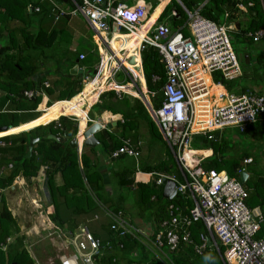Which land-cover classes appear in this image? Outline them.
<instances>
[{
    "label": "built area",
    "instance_id": "2783aa9c",
    "mask_svg": "<svg viewBox=\"0 0 264 264\" xmlns=\"http://www.w3.org/2000/svg\"><path fill=\"white\" fill-rule=\"evenodd\" d=\"M48 1L55 11L54 21L64 15H81L97 37L100 47L97 51L98 60L92 77L85 78L87 81L104 75L98 84L116 92L125 90L115 86L128 85L130 89L138 86L140 61L130 60L133 55H124L125 49L117 50L122 55L119 57L111 41L119 40L113 38L118 30L126 31L125 35L139 30L146 15L142 4L126 6L114 4L113 0H64L61 4ZM201 6L202 3L191 11L183 8L187 15V36L179 29L172 32L164 25H156L143 33L135 49L139 52L144 46L155 48L165 73L157 106H153L152 98H147L146 93L138 87L136 95L146 103L147 112L169 148L179 174V178L172 173L156 174L154 184L162 185V178L172 181L174 192L166 199L179 194L188 199L191 206L169 203L166 216L150 235L153 237L143 234L125 217L123 211H110L107 208L101 211L108 219L112 232L118 236L137 238L152 257L162 264H176L171 255L184 245L189 246L196 255L208 250L215 251L221 264H264V231L256 236L261 226L264 228V216L260 212L253 215L254 208L246 206L247 190L238 182V176H229L225 170L205 168L190 151L194 134L201 133L212 139L213 131L225 127L243 130L258 116H264L263 93L250 90L233 94L224 89L218 94L209 92L212 86H219V83L209 80L206 84L203 76L210 79L213 72L219 71L223 78L231 79L238 77L241 70L229 40L228 25L201 16ZM261 6L264 13L262 3ZM237 8L246 11V6L242 4H238ZM34 11H38L37 6ZM223 17H227L226 12ZM111 26H114V31H110ZM247 36L254 41L260 39L264 36V27L248 32ZM82 58L83 55H78L79 60ZM127 63L134 64L137 72H133ZM100 72L103 73L100 75ZM118 73L123 75L124 80L129 79L130 83L122 84L113 80ZM43 85L47 87L46 83ZM24 94L28 97L32 95L30 91ZM150 95L154 97L153 93ZM123 154L135 157L137 151L124 140L110 152L109 157ZM242 162L248 163L250 158H244ZM240 171L237 168L235 173L238 175ZM97 217L93 215L92 219ZM195 221H200L203 226L197 242L191 239L189 230ZM57 234L62 238V249L69 250L66 253L68 255L59 256L60 264H65L66 259H70L72 264H95L99 257L100 240L85 224L73 230H58ZM207 238L211 240L209 244H206ZM9 241L10 237H6L5 243L1 244L2 250Z\"/></svg>",
    "mask_w": 264,
    "mask_h": 264
},
{
    "label": "trees",
    "instance_id": "16d2710c",
    "mask_svg": "<svg viewBox=\"0 0 264 264\" xmlns=\"http://www.w3.org/2000/svg\"><path fill=\"white\" fill-rule=\"evenodd\" d=\"M55 1L58 2V0ZM179 1L182 6L175 0H171L169 4L165 5L161 17L172 6L175 14L172 15L170 21L171 28L174 30L179 29L186 36L188 34L185 28L187 15L184 9L191 11L190 7L197 5L201 0ZM60 2L59 4H61ZM261 3L264 5V0H205L200 7L199 14L222 24L225 21L224 12L227 13L226 18L228 21L233 20L236 13L241 12L237 5L246 6L247 18L244 22L241 23L235 19L233 21L237 29L236 37L241 42L256 45V42L264 39V36L254 41L247 36V33L264 27V13ZM36 6L38 11H34ZM54 12L48 0H0V90L4 92L3 96L6 101H8L9 96L13 100L11 103L15 104V107L11 110L6 108L0 111V126L6 128L17 126L21 121L18 111L29 112L30 118L37 117L39 113L33 110L38 106L41 95H37L36 92L41 88L47 95L51 93L50 88L44 87L42 84L44 83L42 82L44 76L41 75L43 73H39L41 72L40 67L35 61L41 55L43 49H52L60 43L66 42L65 44H67L69 41L70 34L66 30V19L69 15H64L63 18L54 22ZM259 44L262 46L260 42ZM238 58L241 70L238 77L225 79L219 71H215L212 73L213 82L219 83L226 92L233 94H235L233 91L236 89L237 94L250 91L249 87L251 85L264 86V53L258 52L251 57V53L245 51L243 54H238ZM141 67L147 89L150 91L157 90L165 79V73L155 48L146 47L145 53L141 55ZM68 69L65 75L66 77H72L68 73ZM153 75L158 76L159 81L153 82ZM140 80L142 82L141 77ZM236 80L239 81L236 82ZM71 82L67 85L68 90L61 94L57 100L67 101L80 91L81 87L71 89L70 87L73 86ZM27 91H30L32 95L26 96L24 92ZM157 98L154 105H158L161 96L159 95ZM80 102L79 95L68 101L63 109L64 115L76 114L78 111L70 108ZM50 104L49 101L46 103L47 106ZM74 124L69 118L62 116L58 119L59 126H54L55 124L52 121L38 125L28 131L0 137V142H3V145H0V153L1 155H9V160H0V164L10 163L11 165V168L6 170L5 173L0 172V191L7 189L16 176H21L25 181H28L31 177L36 176L39 165H45L44 186L48 194V203L52 208L51 212L46 214L53 223L58 225L65 222L62 218L72 217L71 215H74L73 217L87 215L92 218L95 213L102 214V208H107L110 211L123 210L121 206L123 197H119L120 202L115 204L116 206L107 200L108 197L103 192L102 176L96 164L91 163L89 156L83 150L80 151L78 156L76 150L70 148L67 142L60 143L49 137L61 133L67 128L71 134H74L76 131ZM153 125L149 121L148 126L151 130H153ZM236 129L238 133H241L250 141H261L264 144L263 115L248 123L243 130ZM216 132L218 131H213L211 134L214 135ZM107 134L112 137V134ZM29 137H37L38 139L32 143L30 154L26 156ZM98 142L102 151L108 153V157L110 152L120 145V142L114 140L113 145L107 149L102 139ZM190 146V151L196 156V161L205 168L225 170L229 176L235 177L238 176L235 173L237 168L249 174L247 167L250 163H243L242 160L251 156L244 152L236 158L226 155L224 152L225 141L220 134L217 140L206 138L201 133L194 134ZM87 148L94 155L95 150L92 147ZM203 150H208V153H203ZM1 155L0 158L3 157ZM119 156L109 157V159H117ZM168 167L161 160L153 166V170L156 172L163 171L166 174L168 173ZM56 172H59L61 177V184L58 185L54 183L53 179ZM123 172L124 170L115 172V176L120 181L119 186L122 191L128 188L133 194L135 193L137 195L136 202L143 205L142 203L146 200V202H149L150 195H154L156 199L163 201L155 206L157 212L153 214L156 218L161 217L162 219L166 216V206L169 203L191 206L190 201L179 194H175L169 200L164 198L160 194V188L156 190L157 185L154 184V181L151 184H133L131 180L123 177ZM175 175L179 178L178 172ZM252 176L255 177L248 175L244 181L247 190L245 204L249 208H258L260 213L264 215V175L258 173ZM128 183L133 184L132 188H129ZM60 206L64 208L63 211H60ZM148 207L145 206L146 209H149ZM124 215L130 221L128 215L125 213ZM94 221H96V225L92 227L94 230H89L86 227L100 240L99 257L95 260V264H162L153 257L147 258L141 251L143 246L137 238L129 235L118 236L109 229V221L103 220L104 222H101L100 219ZM73 222L68 221L64 229L73 230L77 228V222ZM95 229H102L101 234H98ZM202 229L203 226L200 221H195L190 225V237L194 242L198 241V234ZM263 231L264 228L261 226L256 236H260ZM17 233L18 226L6 206L3 194H0V264H33L32 259L23 247L22 236L16 235ZM12 235L13 240L6 244L5 249L2 250L1 244L5 243L6 237ZM219 249L222 251L221 248ZM205 253L196 255L189 246H181V249L176 254H172L171 257L176 264H211L210 258L208 262L200 260ZM217 256L220 261L219 264H221L220 257L218 254Z\"/></svg>",
    "mask_w": 264,
    "mask_h": 264
},
{
    "label": "crops",
    "instance_id": "0c3cea01",
    "mask_svg": "<svg viewBox=\"0 0 264 264\" xmlns=\"http://www.w3.org/2000/svg\"><path fill=\"white\" fill-rule=\"evenodd\" d=\"M175 1L178 4H180V6H182L181 2L179 0H175ZM204 1L205 0H201V1H199V3L197 5L191 6L190 7L191 10H193L196 6L200 5ZM53 2L58 4L60 1L58 0V2H56L54 0ZM62 2H64V1L62 0L60 3H62ZM128 2H131V3L128 4ZM170 2H171V0H113L114 4L120 3V4H124L126 6H132L135 4H142L144 6L145 11H146V15H145L143 22H141V24H140V27H139L140 32L141 31L146 32L149 29H153L154 26H156V25H164L165 27H167L169 29V31H172V32L176 31V29L175 30L172 29L171 25H170L172 15L175 14V11L172 8V6L161 17V12L163 11L165 5L169 4ZM246 9H247V7H246ZM240 11L245 13V14L247 13L246 11L245 12L242 10H240ZM73 16H76V17H73ZM60 18H63V16L58 17V20H60ZM74 18H78V19H74ZM81 18L84 19L83 17H81V15H78V14L68 16V18L66 19V25H67L66 30H67L68 34H70L69 41L67 42V44H65L66 42L60 43L61 45L64 46L63 47L64 51L65 50L70 51L74 54L75 60L70 62L67 65V68H71L73 65L76 64L77 68L80 70H82V68H81V66H79V62L83 63V61H85L87 59L88 54H91V52L93 50H96V53H97L98 49L100 48L99 44H98L97 37H96L94 32L90 33V31L88 30V33H89L88 41L89 42L84 41V39L82 40L83 37L79 34V31L76 30L69 23L70 21H77L80 24L82 21ZM84 21H85V19H84ZM84 24L86 26H88L86 23H84ZM233 24L234 23L232 21L227 22L229 29L231 26H233ZM42 26H45V25H42ZM64 27H65V24H64ZM110 31H114V26H111ZM122 31L123 32L117 31V34L113 35V38H117L119 40H117L116 42L111 41L112 47H114L116 49L115 50L116 54L119 57L120 56L122 57V55H120V53H118L117 50L118 49H125L123 54L124 55H133L134 57L132 56L130 58V60L135 59V61H137V62L140 61V67H141V55H142V53H141V50L139 52H137L135 49L139 46L140 38L142 37L143 34H140L138 31V32H133L132 34L125 35L124 33L126 31H124V30H122ZM260 41H262V43H261L262 46L259 44ZM260 41L256 42V45H255L256 49L251 50V52H250L251 55H255L258 52L264 53L263 39ZM136 53H137V55H135ZM78 55H83V58L81 60H79ZM40 56H44V54H41ZM40 56H38V59L40 58ZM97 57H98V55H97ZM38 59L35 62H36V64L39 65V63H37ZM63 61H64V59H63ZM47 64H48L47 65L48 69H45V68L43 69L42 67H40L41 72H39V73H43V74H41L44 76L42 82L46 83L47 87H49L50 89H54L53 90L54 92H51L49 95H47L45 92H43V89L39 88L38 89L39 91H37L36 94H40L41 99H40V102L38 103V106H36L35 110H33V111H37L39 113V115L35 118H30L28 115L29 112L18 111L19 119L21 121H19L18 125L14 127V128H16V131H15V129H13L12 132H8V130H6L5 132H0V137L4 136V135H8V134H15V133L28 131V130H30V129L38 126V125H43V124H46V123H49L52 121L55 124L54 126H59L58 125V119L62 116L69 118V120L71 122L75 123L74 125H75L76 131H77V128L79 129V126L81 124V120L84 117H85V127H86L87 126V119L94 121L96 119L97 115H100V113L105 112L107 117L109 118L105 122H108L110 127L105 128V122H103L102 123V129H100L99 131L96 132L99 134L100 137L93 135L97 141L96 146L100 145V143L98 141L101 140V138L105 142V146H106L105 148H107V149H109L113 145L114 140L120 142V145L122 144V141L125 140V141H127L128 145L131 148H133L135 151H137V156L134 157L131 155L123 154V155H120L119 158H117V159H109L108 153L103 152L102 150H99V149H96L95 150L96 154L94 152V155H93L92 151H90L88 148H85L83 145H81L82 138L79 140V143L77 140V144H78L77 147L78 148L75 149L76 153L79 156L80 151L83 150L89 156L91 163L94 162L96 164V166H97V168H98V170L102 176V183H103V188H104L103 192H104V195H106L108 197L107 200L110 203L115 205L118 202H120L119 197L120 196L123 197V200L121 201V206H122L123 210H121V211H124V213L128 215L130 222L132 223L131 218H133V219L135 218L139 221L145 220V221H149V222L152 219V221H154L153 232H155L158 228V222L161 219V217L156 218V216L153 214V213L157 212V209L155 208V206H153V203L156 202V205H157L161 202L158 199H156V196L150 195L148 198L149 202H146L147 201L146 200L144 203H142L143 205L139 204V202H136L137 195L135 193L133 194V192H131V190L129 191L128 188L122 191V188H120V186H119L120 181L118 180L117 176H115V172L116 171L119 172L121 170H124L123 177L125 179L131 180L133 184L140 183L143 185L153 183V181L156 177V174L167 175V173L165 174L163 171H162L163 172L162 173V172H156L153 170V166L158 161H161V160L169 161V159H168V157H166V154H164V157H159L158 155H157V157H155L153 155V152L155 150L154 145H155L157 138L162 140V141H164V140L162 139L161 134H160L157 126L155 125L153 120L148 116L149 114H148L147 109H146V105H145L146 103L143 102L142 98H139L136 96L137 95V87H138V89H140L142 92L146 93L147 98H149V99L152 98L151 102H152L153 106H157V105H154V101H156V99H158L157 97L159 95L161 96V88H162V85L164 83V80L157 90H152V91L148 90L146 87V84H145V79H144L143 71H142V67H141V75H139V78L137 79V85L138 86L131 89L136 94H131V93H128L125 91H117L116 92L115 90L105 89L104 88L105 86L100 88V85L98 83L100 82L101 78H95L92 81L91 80L87 81V79H85V78L78 79L79 73L71 74L72 77H66V75L63 72L58 71L57 67L55 68V73L49 74V72H48L49 71V62H47ZM127 65L129 66L128 63H127ZM129 68H130V66H129ZM101 73H103V72H100V75H101ZM91 77H92V75L90 76V78ZM140 77L142 79V82L140 80ZM86 78H88V77H86ZM116 79H118L119 81H116ZM203 79H204L206 84L209 83V80L213 81L212 75H211L210 79L205 77V76H203ZM113 80H115L117 83H122V84L130 83L128 79L124 80V77L121 73L116 74L113 77ZM152 80H153V82L159 81V77L156 75H153ZM71 81H73V82H71ZM70 82L73 83L72 84L73 86L70 87L71 89L76 88V86H78V84H80L82 82V86H80L81 87L80 91L78 93H76L71 99H69L67 101L57 100V98L61 94L65 93V91L68 90L67 85ZM94 83H96L95 88H94ZM86 85H89L90 88L89 87L86 88L85 87ZM123 86L127 87V85H123ZM249 88H250V90L264 94V86L251 85ZM223 89H224V87H223ZM150 93H153L154 97H152L153 95L151 96ZM3 95H4V92L2 90H0V97ZM77 95H79V97L81 98V101H82V99H86V97L89 96L88 99L83 100L81 102V105H83V104L85 105V107L83 108V110H85V114L83 111H78L76 114H72L70 116L61 115V116L57 117L56 114H59L60 112L62 114H64L63 109H64V106L66 105V103L68 101H71L74 98H76ZM93 99H94V101L92 102ZM50 100H51V104L47 106L46 103ZM117 101L121 102L120 106H118L120 111H116V110L112 111L111 106L112 105H118ZM6 102L7 101L5 100L3 102V105ZM11 104H12V107L8 108L6 106L3 109L7 108L8 110L9 109L11 110L12 108L15 107V104H13V103H11ZM3 105H2V107H3ZM94 106L97 108L96 112L93 110L95 118L89 116L90 110ZM2 107L0 108V111H2ZM107 107L109 108V110H107ZM140 113L142 114V118L140 121L143 123V125H142L143 131L142 132L140 131V133H142V136H140L139 135L140 133L137 132L138 122L135 121L137 115ZM134 121H135V123H134ZM149 121H151L154 124L153 130H151L150 127L148 126ZM10 128H13V127H10ZM76 131L74 134H71L70 130L67 128V130L62 131L61 133H57L56 135L61 136V134L64 132L66 135V138L68 140V139L75 138ZM107 133L112 134V137H109ZM159 136H160V138H159ZM164 144H165V142H164ZM165 146L167 147L166 144H165ZM168 150H169V148H168ZM0 155H1V153H0ZM1 156H3V157H1L0 160H5L4 159L5 156L9 157V155H1ZM262 156L264 157V153L261 154V156L258 158V160L255 159V156H251V157H249L251 160L248 163H250V164L257 163L258 164L260 159H261L260 164L257 165L259 168L256 169V167H254V169H255V172L264 175V159L262 158ZM248 163H246V164H248ZM10 168H11L10 163L0 164V172H2V173H5L6 170H9ZM45 169H46L45 165H39L36 176L31 177L28 181H25L24 178L21 176H16L15 178H13L12 184L7 189L0 191V194H3L4 191H8L9 193H13V192L15 193V191H17V189L20 191L25 190L24 187L22 188V186L24 184L31 183L29 190H30V201L32 202V206L31 205H29V206H31V209H33L35 211L34 217H36L40 220L42 218V216H44L48 221L47 223H49L48 224L49 228L51 227L50 231H47L48 230L47 227L43 226V229L46 231L40 232L41 234L43 233V237L51 236V238L48 237L49 242L47 241L45 244L43 242L44 245H42V246H38L37 243L29 241L30 237L28 236V234H31V233L38 234V232H39V231H36V229L38 228V223L35 222V218L32 221L31 225H29L27 227L28 230H26L24 232L25 237L22 236V234L19 235V236H22L23 247L26 249L28 255L30 253L29 257L32 259L33 264H52L54 258H56L59 262V256L61 254L59 251L63 248V244H62L63 242L61 243V242H59V240H56V238L58 239V237L60 236L57 234V232H58V230L64 229V227L66 225V223H63L62 225H58V224L53 223V221H51L46 214V213H50L52 208L48 203V194H47V190L44 186ZM177 172H178V170H177ZM255 172L254 173H253V171L251 173L248 172L249 174H247V176L250 175V177H255V176H252V175H255ZM172 174H174V173H172ZM53 179H54V183L56 185L61 184V177H60L59 172H56L54 174ZM34 182H36V186H35ZM132 183L127 184L128 186L130 185L129 188H132V185H133ZM162 187H163V185H161V186L157 185V188H156V190L158 188H160V194L162 192ZM38 191H40L39 192L40 194H38ZM13 195L14 194H12V196ZM134 196H135V199H134ZM5 199H6V197H5ZM18 200L19 199H17V201ZM10 201L8 200V202H7V199H6V206H7L8 210H10L8 207V204H10L11 207H13L11 204L12 201L11 202ZM17 201H15V202L17 203ZM34 206H36L37 208H35ZM145 206H149L148 207L149 209H146ZM39 210L41 211V214H43L42 216L39 215V213H38ZM10 212L12 213L13 211L10 210ZM94 215L98 216L96 220L100 219L101 222L103 220L108 221V219L106 217H104L102 214L95 213ZM13 218H14V216H13ZM73 221L76 222L75 218H72L71 222H73ZM16 225L18 226L17 223H16ZM82 225H84V224L77 222V227H80ZM29 229H31L33 231H31ZM153 232L146 233V234L148 236L153 235L152 234ZM53 234H55V238L52 237ZM23 237H24V240H23ZM50 239H51V241H50ZM12 240L13 239L10 238V241L8 243H10ZM8 243H6V244H8ZM6 244H5V247H6ZM50 247L54 251L52 252L51 255H47L48 251L46 252L45 250L49 249ZM141 251L147 256V258L152 257L151 253L144 246H143V249ZM63 253H64V251H63ZM134 254H136V253L134 252ZM148 255H150V256H148Z\"/></svg>",
    "mask_w": 264,
    "mask_h": 264
},
{
    "label": "rangeland",
    "instance_id": "374dc122",
    "mask_svg": "<svg viewBox=\"0 0 264 264\" xmlns=\"http://www.w3.org/2000/svg\"><path fill=\"white\" fill-rule=\"evenodd\" d=\"M130 3L131 2H128V4H130ZM73 17H76V16H73ZM246 18H247V14H245L243 12H237L235 17L233 18V20L230 19L229 21L233 22L234 19H235L236 21H239V22L243 23ZM74 19H78V18H74ZM224 20L225 21L223 23H225V25H227V22H228L227 18H225ZM43 21H45V20H43ZM43 21H42V23H43ZM83 22L86 23V21H84V19H82L80 24L77 21H70L69 23L71 24V26H73L76 30L79 31V34L83 37L82 40L84 39V41H88V39H89L88 30L90 31V33H93V31L89 28V26H86ZM233 26H231L230 29L227 30V32H228V36H229V40H230L231 46H232L233 51H234V53H235V55L237 57V60H238L239 59L238 58V54H240V53L243 54V52H245V51L251 52V50H255L256 48H255V44H247V43H245L243 41L241 42L239 40V38L236 37L237 29H236L235 23L233 24ZM118 32H123V31L122 30H118ZM263 42H264V39H263ZM260 43H262V41H260ZM63 47H64L63 45L59 44L58 46H55L52 49H49V48L43 49L41 51V54H44V56H40L39 55L40 58L37 61V63H39V67H42L43 69L44 68L48 69L47 62H49V71H48L49 74L55 73V68L56 67L58 68V71L63 72L64 74H66V71L68 69L67 65L70 62H72L73 60H75V59H74V54L72 52H70V51H66V50L64 51ZM251 57H253V55H251ZM63 59H64V61H63ZM97 59H98V57H97L96 50H93L91 52V54H88L87 59L85 61H83V63L79 62V66H81L82 70H81V73L78 74V79L86 78V77H89V76H91L93 74L92 71H93V69L96 66ZM238 62H239V60H238ZM239 65H240V63H239ZM68 71H69V69H68ZM116 81H119V80L116 79ZM238 81L239 80H236V82H238ZM80 86H82V82L80 84H78V86L75 89H77ZM50 90H51V92H54L53 91L54 89H50ZM233 92L235 94H237L238 91L236 89ZM134 94H136V93H134ZM4 101H5V98L3 96H1L0 97V108L2 107ZM11 101H13V100L10 99L9 96H8V101L6 103H4V105L2 107V110L6 106L8 108L12 107ZM49 102H51V100ZM120 103H121L120 101H117L118 105H112L111 106L112 111L113 110L120 111V109L118 107V106H120ZM93 110L96 112L97 108L94 106L90 110L89 116L95 118ZM107 110H109L108 107H107ZM68 116H70V115H68ZM141 118H142V114L140 113V114L137 115V117L135 119V121L138 122V125H139V126L137 125V128H138L137 132L138 133H140V131L141 132L143 131L142 130L143 129V127H142L143 123L140 121ZM0 120H1V118H0ZM135 121H134V123H135ZM89 124H90V121L87 120V125H89ZM80 126H81V124H80ZM80 126H79V129H80ZM84 127H85V124H84ZM84 127H83V129H84ZM79 129H78V131H79ZM218 132H219L221 138L225 141V151L224 152L228 156H232V157L236 158V157H239L240 153L244 152V153H247L250 156H255V159L258 160V158L261 156V154L264 153V144H263V142H261V141H258V142L250 141L247 137H245L241 133H238V131H237V129L235 127H225L224 129H222V130H220ZM94 135L97 136V137H100L98 133H94ZM139 135L142 136V133H140ZM84 147L87 148L88 146H84ZM154 147H155V150L153 152V155L155 157H157V155L159 157H164V154H166V157H168V159H169V161H164L165 164L167 166H169L168 167V172L169 173H167V175H170L171 173L177 174V166L175 164L174 158L171 155V153L168 150V148L165 146L164 141H162V140L157 138ZM92 148H93V150H96V149L102 150L100 145L99 146L98 145L97 146L94 145V146H92ZM202 152L203 153H208V150H203ZM197 155H200V154H197ZM262 158L264 159L263 156H262ZM4 159H5V161L9 160V158L7 156H5ZM260 161H261V159H260ZM260 161H259L258 164L257 163L250 164L247 167L248 172L251 173L253 171V173H254L255 172L254 167H256V169H258L259 167L257 165L260 164ZM256 174H258V173L255 172V175ZM34 183H35V186H36V182H34ZM30 184L31 183H29V184L26 183V184H24L22 186V188L24 187L26 191L25 190L20 191V190H18L16 188L17 191H15V193L14 192L13 193H9L8 191H4L3 192V196H4L5 203H6V199H7V202H8V200L12 201L11 204H12L13 207H11L10 204H8V207H9L10 210L13 211L12 213L11 212L10 213H11V215L13 214L12 216H14L15 222L19 226L18 227V233L16 235H21L22 234V236L25 237L24 232L26 230H28L27 227L29 225H31L32 221L35 218V222L38 223V228L36 229V231H39V232H38V234H36V233L35 234H33V233L28 234V236L30 237L29 241L37 243L38 246H42L47 241L49 242V240H48L49 238L48 237L51 238V236L43 237V233L41 234L40 232L46 231V230L43 229V226L47 227V229H48L47 231H50L51 227L49 228V226H48L49 223H47L48 222L47 219L44 216H42L43 214H41L40 210L38 211V213H39L40 216H42V218L39 220L38 218L34 217L35 216V211L33 209H31L32 202L30 201V190H29V187L31 186ZM242 185H243V187H245V183H242ZM39 192L40 191H38V194H40ZM12 194H14V195L12 196ZM5 197H6V199H5ZM17 199H19V200L17 201ZM15 201H17V203ZM160 202H163V201H160ZM29 205H31V206H29ZM153 206H156V202L153 203ZM34 207L37 208L36 206H34ZM59 208H60V211L64 210V208L62 206H60ZM71 216L73 217L74 215H71ZM72 217L62 218V220L65 221L64 223L68 224V221H71ZM73 218H75L76 222L85 224L88 227L89 230H94L92 227H94L96 225V221H94L91 218V216L79 215V216H75ZM131 221H132V224H135V226H137L139 228V230L143 234L151 233L154 230V226H153L154 221H152V219L149 222V221H145V220L139 221V220H137L135 218L134 219L131 218ZM29 230H31V229H29ZM31 231H33V230H31ZM95 231L98 234H101L102 229H100V230L99 229H97V230L95 229ZM24 237H23V240H24ZM52 237L55 238V234H53ZM10 238L13 239L14 238L13 235L10 236ZM56 240H59V242H61V243L63 242L62 238L60 236L58 237V239L56 238ZM50 241H51V239H50ZM43 242H44V244H43ZM63 250H64V253H63ZM45 251L46 252L48 251L47 255H51L54 250L50 247L49 249H47ZM59 252L66 256L68 254H65V253H68L69 250L61 249ZM29 255H30V253H29ZM148 256H150V255H148ZM209 258L211 260V264H219L220 263L216 252H210V251L205 253V255L203 257H201L200 260H203V261L205 260V261L208 262ZM52 264H60V263L58 262V260L56 258H54Z\"/></svg>",
    "mask_w": 264,
    "mask_h": 264
},
{
    "label": "water",
    "instance_id": "95a60500",
    "mask_svg": "<svg viewBox=\"0 0 264 264\" xmlns=\"http://www.w3.org/2000/svg\"><path fill=\"white\" fill-rule=\"evenodd\" d=\"M64 1V0H63ZM145 50H146V46H144L142 49H141V53L144 54L145 53ZM81 70L77 68V65H73L71 68H69V71L68 73L69 74H75V73H80ZM95 72V69H93L92 73ZM106 117V118H105ZM109 118L107 117L106 113L105 112H102L100 113V115H98L96 117V119L94 121H90V124L87 125L82 134H83V139H82V143L81 145L83 146H88V147H92L94 145H96L97 141L96 139L94 138V133H96L97 131H99L100 129H102V123L107 121ZM110 125L108 122H105V128H109ZM7 128L5 126H0V131H3V130H6ZM78 134V128H77V131H76V134H75V138L73 139H69L67 140L66 138V135L65 133L63 132L61 134V136H57V135H50L49 137L51 139H54L55 141L57 142H60V143H64L67 141V144L70 148H74V149H77V136ZM218 136H219V132H216L214 134V137L212 138V140H217L218 139ZM38 138L37 137H29L28 139V148H27V155L28 156L30 154V150H31V146H32V143L34 141H36ZM247 178V173L244 171V170H241L239 175H238V182L240 184L244 183L245 179ZM162 196L164 198H169V194L171 195V193L173 194V190H172V187H173V182L170 181V180H166L164 178H162ZM260 211L258 208H254L252 210V213L253 215H256L258 214ZM211 242L210 238H207L206 239V244H209ZM9 264H15V263H9Z\"/></svg>",
    "mask_w": 264,
    "mask_h": 264
},
{
    "label": "bare ground",
    "instance_id": "6f19581e",
    "mask_svg": "<svg viewBox=\"0 0 264 264\" xmlns=\"http://www.w3.org/2000/svg\"><path fill=\"white\" fill-rule=\"evenodd\" d=\"M142 27V26H141ZM140 29V28H139ZM139 31V30H138ZM137 31V32H138ZM139 33L140 34H143L144 33V31H139ZM135 55H137V53L135 54ZM126 64V63H125ZM129 66H130V69L133 71V72H137V69L135 68V66H134V64H129ZM103 76L104 75H102V77H100L101 78V80H100V82L102 81V79H103ZM205 77H207V76H205ZM208 78V77H207ZM97 83V82H96ZM96 83H94V88H95V86H96ZM99 86V85H98ZM97 86V87H98ZM86 88H90V86L89 85H86L85 86ZM103 86H100V88H102ZM117 89H123V90H125L126 92H128V93H131V94H134L135 92L133 91V90H131L130 88H129V86L127 85V87H124V86H115ZM224 90H223V88L219 85V86H212L211 87V89L209 90V92H211V93H214V94H218L219 92H223ZM89 98V96H87L86 97V99H88ZM86 99H82V101L83 100H86ZM81 101V102H82ZM94 101V99L92 100V102ZM81 102L79 103V104H77L76 106H74V107H71L70 109L71 110H75V111H83L84 112V114H85V110H83V108L85 107V105L83 104V105H81ZM53 113V112H52ZM59 113V112H58ZM57 115V117L58 116H61V115H64V114H62L61 112L59 113V114H56ZM106 118V117H105ZM84 124H85V117L81 120V126H80V129H79V131H78V134H77V140H78V143H79V140L82 138L83 139V134H82V130H83V127H84ZM13 129H15V131H16V128H7L6 130H8V132H12L13 131ZM6 130H3V131H0V132H5ZM65 264H72V261L70 260V259H66L65 260Z\"/></svg>",
    "mask_w": 264,
    "mask_h": 264
},
{
    "label": "flooded vegetation",
    "instance_id": "af4514ba",
    "mask_svg": "<svg viewBox=\"0 0 264 264\" xmlns=\"http://www.w3.org/2000/svg\"><path fill=\"white\" fill-rule=\"evenodd\" d=\"M83 130H84V129H83ZM83 130H82V131H83ZM68 140H69V139H68ZM66 142H67V141H66Z\"/></svg>",
    "mask_w": 264,
    "mask_h": 264
},
{
    "label": "clouds",
    "instance_id": "9594fccd",
    "mask_svg": "<svg viewBox=\"0 0 264 264\" xmlns=\"http://www.w3.org/2000/svg\"><path fill=\"white\" fill-rule=\"evenodd\" d=\"M239 175V174H238Z\"/></svg>",
    "mask_w": 264,
    "mask_h": 264
}]
</instances>
